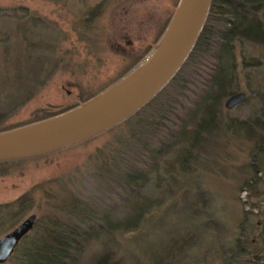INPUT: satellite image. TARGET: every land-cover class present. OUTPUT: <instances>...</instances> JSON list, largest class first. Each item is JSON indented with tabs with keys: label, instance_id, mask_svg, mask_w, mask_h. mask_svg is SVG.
I'll list each match as a JSON object with an SVG mask.
<instances>
[{
	"label": "rangeland",
	"instance_id": "obj_1",
	"mask_svg": "<svg viewBox=\"0 0 264 264\" xmlns=\"http://www.w3.org/2000/svg\"><path fill=\"white\" fill-rule=\"evenodd\" d=\"M178 1L0 0L10 14L0 13V133L82 105L131 77L156 52ZM18 7L28 10L13 16ZM21 16L57 43L55 52L42 43L28 59L26 41L14 31L8 39ZM233 49L236 79L217 127L165 154L147 186L154 205L136 229L89 239L79 264H224L236 239L264 264V44L235 42ZM239 91L245 99L226 108ZM114 125L66 148L0 161V237L37 217L0 264H17L45 221L68 218L72 202L99 197V163L124 151L131 134L125 122ZM186 153L190 168L181 164Z\"/></svg>",
	"mask_w": 264,
	"mask_h": 264
},
{
	"label": "trees",
	"instance_id": "obj_2",
	"mask_svg": "<svg viewBox=\"0 0 264 264\" xmlns=\"http://www.w3.org/2000/svg\"><path fill=\"white\" fill-rule=\"evenodd\" d=\"M178 3L157 42L167 29ZM263 4L264 0L210 1L200 32L174 75L147 102L114 125L125 122L131 126V134L125 140L124 151L119 149L111 159L99 163V175L105 180L99 197L70 202L65 221L58 217L45 221L40 238L21 250L17 264H79L78 256L89 239L116 230L136 229L154 205L155 199L147 186L159 166V160L178 145L188 141L191 146L199 141L197 134L202 129L217 127L216 114L221 112L222 100L231 92L236 79L235 42L264 44V22L260 18ZM27 10L14 8L12 15L16 16L17 11L26 13ZM0 13L1 16L10 15L4 10ZM28 19L34 23L28 25ZM28 19L21 16L16 26L9 30L8 39L11 31L19 34L21 42L26 41L23 52L27 53L28 59H36L34 50L42 43L52 53L57 43L43 39L35 31L34 19ZM37 56L51 59L46 55ZM5 160L10 159H0ZM182 160L181 164L190 168L187 153ZM119 210L123 211L122 214ZM231 250L224 264H256L253 261L256 254L250 257L252 252L245 250L240 239L235 240Z\"/></svg>",
	"mask_w": 264,
	"mask_h": 264
},
{
	"label": "water",
	"instance_id": "obj_3",
	"mask_svg": "<svg viewBox=\"0 0 264 264\" xmlns=\"http://www.w3.org/2000/svg\"><path fill=\"white\" fill-rule=\"evenodd\" d=\"M211 0H179L176 11L146 65L114 89L63 113L22 128L0 133V159L34 156L80 142L123 120L155 93L180 67L204 23ZM244 92L231 94L225 107L245 99ZM30 214L0 237V263L14 252L19 241L33 228Z\"/></svg>",
	"mask_w": 264,
	"mask_h": 264
},
{
	"label": "bare ground",
	"instance_id": "obj_4",
	"mask_svg": "<svg viewBox=\"0 0 264 264\" xmlns=\"http://www.w3.org/2000/svg\"><path fill=\"white\" fill-rule=\"evenodd\" d=\"M151 57H152V56H150V57H149V58H148V59H147V60H146V61H145V62H144V63H143V64H142V65H141V66H140V67H139L134 73H133V75H134L135 73H137V72H138V71H139L144 65H146V64L148 63V61L151 59ZM133 75H132V76H133ZM126 80H127V79H126ZM126 80H125V81H126ZM122 83H123V82H122ZM120 84H121V83H120ZM120 84H119V85H120ZM119 85H118V86H119ZM114 88H115V87H114ZM114 88H113V89H114Z\"/></svg>",
	"mask_w": 264,
	"mask_h": 264
},
{
	"label": "flooded vegetation",
	"instance_id": "obj_5",
	"mask_svg": "<svg viewBox=\"0 0 264 264\" xmlns=\"http://www.w3.org/2000/svg\"><path fill=\"white\" fill-rule=\"evenodd\" d=\"M37 218V217H36ZM35 221H36V219H35ZM34 224H35V222H34ZM33 227H34V225H33Z\"/></svg>",
	"mask_w": 264,
	"mask_h": 264
}]
</instances>
